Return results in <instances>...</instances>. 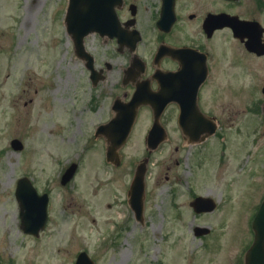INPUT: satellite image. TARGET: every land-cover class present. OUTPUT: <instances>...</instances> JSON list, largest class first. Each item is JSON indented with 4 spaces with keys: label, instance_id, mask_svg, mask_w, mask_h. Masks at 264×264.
Here are the masks:
<instances>
[{
    "label": "rangeland",
    "instance_id": "1",
    "mask_svg": "<svg viewBox=\"0 0 264 264\" xmlns=\"http://www.w3.org/2000/svg\"><path fill=\"white\" fill-rule=\"evenodd\" d=\"M64 3L0 0V264H72L80 250L95 264H234L253 237L255 204L247 196L257 194V200L260 194L252 187L259 175L238 159L245 145L226 142L222 156L162 145L149 159L143 220H136L127 189L147 153L143 141L134 134L121 165L113 167L91 137L116 92L114 62L120 59L112 52V70L90 87L64 30ZM156 14H140L145 55L157 40L148 27ZM105 49L112 51L97 47V56L109 55ZM96 103L102 107L97 111ZM147 126L138 124L141 136ZM14 137L22 140L21 150L10 146ZM71 161L78 163L76 176L60 187V173ZM25 172L52 194L50 221L38 238L20 228L13 183ZM198 194L214 197L215 209L194 213L189 201ZM195 225L210 231L196 236Z\"/></svg>",
    "mask_w": 264,
    "mask_h": 264
},
{
    "label": "flooded vegetation",
    "instance_id": "2",
    "mask_svg": "<svg viewBox=\"0 0 264 264\" xmlns=\"http://www.w3.org/2000/svg\"><path fill=\"white\" fill-rule=\"evenodd\" d=\"M64 1V7L59 11H68L70 0ZM99 4L107 7L106 11H116L117 21L112 25L111 33H87L83 37L85 54L80 56L75 50L73 53L81 62L88 85L93 88L105 79L106 72L112 70V52L120 59L114 62L115 70L119 72L118 79L112 83V86L117 85L116 92L111 96L105 117L94 122L91 133V137L100 142L101 151L105 154L107 134L118 138L124 132L122 128L97 131L100 124L108 123L116 116L115 99H127L137 87L149 92L159 90V98L138 106L124 144L136 133L144 142L154 122L165 134L160 147L172 142L176 144L173 147L176 152L189 146L188 152L194 150L197 156L203 152L204 156L211 150H218L222 156L226 142L236 143L239 139L237 148L245 145L239 154L243 157L238 158L243 161L241 166L259 175L258 182L252 185L260 192L258 199L254 200L255 194L248 195L247 200L259 204L264 193V0H100ZM141 11L157 13L148 26L149 30L158 32L153 47L146 42L148 48H152L148 55L144 54V35L139 25ZM160 11H172L173 14L171 22L162 28H158L156 22ZM64 28L73 45V37L65 23ZM92 42L94 46L90 45ZM97 47H110L112 51L105 49L104 53L109 55L100 57ZM159 48L161 51L157 56ZM160 104L162 109L156 117L154 111ZM92 106L95 111L102 108L97 103ZM146 121L148 126L141 136V128L138 132L137 126ZM212 138L220 139V143L212 142ZM77 169L66 183L61 182L64 170L60 173V187L71 185ZM21 177H26L25 182L32 186L27 192L32 203L37 200L33 188L37 195L48 196L46 228L50 221L51 190L25 172L16 177L14 191ZM44 230L39 235H32L22 229L34 238ZM243 263L240 255L235 257L234 264Z\"/></svg>",
    "mask_w": 264,
    "mask_h": 264
},
{
    "label": "water",
    "instance_id": "3",
    "mask_svg": "<svg viewBox=\"0 0 264 264\" xmlns=\"http://www.w3.org/2000/svg\"><path fill=\"white\" fill-rule=\"evenodd\" d=\"M97 0H70L69 8L66 14V25L68 31L72 34L74 38V44L77 52L80 54H85L83 51L82 37L86 32L97 30L100 33L106 32L104 24L106 23L108 17L110 15H114V11H92L94 7H96ZM145 94L142 96L141 94H134L131 100H129L126 104L131 105L130 108H125L128 111H122L123 107H119L118 116L122 115L123 112H128V130L129 125L131 124L135 113L136 108L142 102V99L145 98ZM116 104H123L121 101H116ZM158 113V111H157ZM117 116V117H118ZM117 119V118H115ZM112 127V123L102 124L98 127V129H104ZM108 135V139L109 134ZM156 135L154 132H151L148 136L147 145L150 148H155L157 143L153 142L152 136ZM123 136H126L124 133ZM162 138V137H161ZM125 137H121L120 140L108 142L107 151H106V159L112 161L114 163H118V153L117 149L124 143ZM161 140V139H159ZM11 144L14 148H21V141L18 139H13ZM76 168V164L72 163L66 172L63 174L62 182H66L73 175ZM146 166L145 162L139 163L136 172L134 174V178L129 191V201L131 206L133 207L136 217L141 219L142 207H143V197H144V174H145ZM22 185V180L18 182L17 187V198L20 202V216H21V226L27 232H33L37 234V231L40 227L44 225L46 218V203H43L42 206L38 207V214H34V209L31 208L27 198H23L19 196V189ZM24 193V192H23ZM22 193V194H23ZM190 205L194 208L196 212L201 211H210L215 207V202L210 197L197 196L191 202ZM39 215L41 216V220L38 226L35 229H32V225L30 224L32 220V216ZM28 217V218H26ZM37 223V222H36ZM35 223V224H36ZM252 229L254 231V240L251 246L248 248L245 254V264H264V201L260 205L254 219L252 222ZM207 227H195L196 234H203L208 232ZM74 264H94L93 260L88 256V254L84 251L80 252L77 255L76 261Z\"/></svg>",
    "mask_w": 264,
    "mask_h": 264
}]
</instances>
